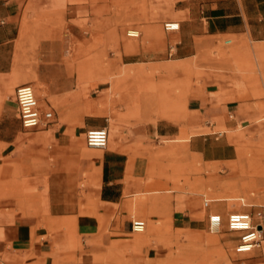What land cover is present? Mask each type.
I'll return each instance as SVG.
<instances>
[{
  "label": "crops",
  "instance_id": "crops-1",
  "mask_svg": "<svg viewBox=\"0 0 264 264\" xmlns=\"http://www.w3.org/2000/svg\"><path fill=\"white\" fill-rule=\"evenodd\" d=\"M57 19L78 43L87 28L116 45L121 65L136 66L127 77L158 79L155 91L181 109L163 115L137 85L118 108L112 87L82 82L93 73L66 64L71 37ZM257 48L264 0H0V264H174L176 239L225 210L177 185L173 154L235 159V128L264 121L251 96L264 87L260 71L247 68ZM28 78L48 94L35 91L54 113L46 127L21 125L14 91ZM101 127L107 147L90 152L85 133ZM133 219L144 231H132Z\"/></svg>",
  "mask_w": 264,
  "mask_h": 264
},
{
  "label": "rangeland",
  "instance_id": "rangeland-1",
  "mask_svg": "<svg viewBox=\"0 0 264 264\" xmlns=\"http://www.w3.org/2000/svg\"><path fill=\"white\" fill-rule=\"evenodd\" d=\"M56 27L60 29L61 38L69 43L64 45L63 53L67 54L68 65H77L80 73H93L88 78L80 79L100 81L101 87L110 86L112 92H107V97H112L116 104L122 106L123 93L129 86L137 85L139 91L151 92L146 94L147 102H155V107L161 110L163 115L170 111L181 109L180 101H172L167 91H155L158 79L152 77H127L133 73L135 65L124 66L120 63V53L116 45L104 44L106 40L92 34L91 30L85 28L81 31L85 43H78L70 31L66 28L63 20L57 19ZM133 30V29H129ZM127 30V32L129 31ZM137 31V30H134ZM138 32V31H137ZM139 33V32H138ZM75 41L76 44H73ZM89 41V42H88ZM80 48H78V47ZM22 52L23 48L18 47ZM82 53L84 61L76 62L71 54ZM255 63H247V68L258 69L260 75L255 79L260 87L264 86V49L257 48ZM118 59L115 62L113 59ZM73 59V60H71ZM250 68V69H249ZM83 71V72H81ZM151 75V74H150ZM25 82L34 83L37 95L41 99L48 97V94L39 81L25 79ZM261 92L256 88L251 89V96L259 102L255 105L264 109V89ZM172 101V102H171ZM104 104L101 106L103 107ZM264 119V115L262 116ZM233 135L237 153L234 160L229 162H204L194 156L182 157L175 152L174 169L175 181L178 186L197 193L202 199L209 201L213 209L221 207L225 210L224 217L230 210L247 211L254 214L260 211L263 215L264 224V121L251 128L238 126ZM222 132V131H221ZM220 132V133H221ZM90 152H98V149L89 148ZM235 195V200H228V197ZM233 234L222 232L212 234L208 231L207 225L203 230L196 231L192 236L176 239L174 264H264V232L260 245L256 247L248 257H240L233 253ZM255 259V260H254Z\"/></svg>",
  "mask_w": 264,
  "mask_h": 264
},
{
  "label": "built area",
  "instance_id": "built-area-1",
  "mask_svg": "<svg viewBox=\"0 0 264 264\" xmlns=\"http://www.w3.org/2000/svg\"><path fill=\"white\" fill-rule=\"evenodd\" d=\"M166 31L178 30L177 22H167L163 25ZM130 37H137L127 33ZM229 42V41H228ZM20 122L25 129H36L46 127L54 120L52 109H41L34 87L29 83L18 85L14 91ZM85 143L89 148L105 149L108 143L106 128H92L85 133ZM204 206H209V201L204 199ZM263 215L260 211L251 214L247 211L230 210L225 217L219 212H210L207 219V229L210 233L229 232L234 243L232 251L234 254H246L252 252L260 245L263 234ZM146 222L142 219H133L131 229L134 232H142Z\"/></svg>",
  "mask_w": 264,
  "mask_h": 264
},
{
  "label": "bare ground",
  "instance_id": "bare-ground-1",
  "mask_svg": "<svg viewBox=\"0 0 264 264\" xmlns=\"http://www.w3.org/2000/svg\"><path fill=\"white\" fill-rule=\"evenodd\" d=\"M127 33H129V34H133V35H135L136 33H138L137 31H134V30H129ZM128 35V34H127ZM108 144V143H107ZM107 147V146H106ZM92 149H94V148H92ZM235 200L236 199V196L235 195H231L230 197H228V200ZM212 234H217V233H212Z\"/></svg>",
  "mask_w": 264,
  "mask_h": 264
}]
</instances>
